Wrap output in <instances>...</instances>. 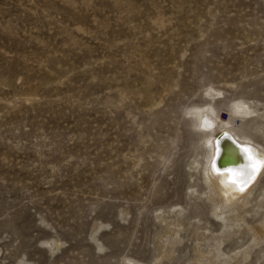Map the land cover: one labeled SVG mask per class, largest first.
Wrapping results in <instances>:
<instances>
[{
    "label": "rangeland",
    "instance_id": "1",
    "mask_svg": "<svg viewBox=\"0 0 264 264\" xmlns=\"http://www.w3.org/2000/svg\"><path fill=\"white\" fill-rule=\"evenodd\" d=\"M203 108L264 157V0H0V264H264Z\"/></svg>",
    "mask_w": 264,
    "mask_h": 264
},
{
    "label": "bare ground",
    "instance_id": "2",
    "mask_svg": "<svg viewBox=\"0 0 264 264\" xmlns=\"http://www.w3.org/2000/svg\"><path fill=\"white\" fill-rule=\"evenodd\" d=\"M204 109H196L194 114L198 120L197 127L208 138L206 141L210 152H212V157L209 156L211 157L209 163L213 174L208 173L212 187L231 203L242 202L244 199H248L247 196L251 193L250 188L260 178L264 168V157L262 158L257 154L258 152L256 153L254 146L231 135L228 122L220 119L211 110ZM217 130L225 132L215 136ZM253 161L256 162L255 168L252 167ZM249 173L251 174L249 175ZM215 175L217 178L219 176L220 180L215 178ZM261 225L263 237L259 242H264V224Z\"/></svg>",
    "mask_w": 264,
    "mask_h": 264
},
{
    "label": "snow or ice",
    "instance_id": "3",
    "mask_svg": "<svg viewBox=\"0 0 264 264\" xmlns=\"http://www.w3.org/2000/svg\"><path fill=\"white\" fill-rule=\"evenodd\" d=\"M255 165H256V162L253 161V162H252V167L255 168ZM250 174H251V173H249V175H250Z\"/></svg>",
    "mask_w": 264,
    "mask_h": 264
}]
</instances>
